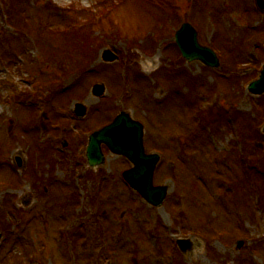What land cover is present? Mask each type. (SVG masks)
Returning <instances> with one entry per match:
<instances>
[{"label": "rangeland", "instance_id": "1", "mask_svg": "<svg viewBox=\"0 0 264 264\" xmlns=\"http://www.w3.org/2000/svg\"><path fill=\"white\" fill-rule=\"evenodd\" d=\"M107 1L112 8L94 33L103 32V46L127 54L131 69L102 63L90 76L79 74L86 71L83 63L78 67L74 59L62 60L61 47L70 42L56 29L66 25L75 8L95 0H0V264H264L262 189L253 179L257 160L264 157V94L246 89L264 59V10H257L256 0ZM183 18L197 25L202 43L217 45L234 63L211 68L215 71L199 61L175 68L168 64L178 62L173 34ZM112 26L118 28L117 37L108 35ZM92 52L98 55L84 61L95 67L101 61L99 51ZM152 60V68H146ZM219 70L238 80H221ZM52 78L72 85L67 91L58 89L59 82L48 87L45 79ZM96 80L104 82L112 98L121 94L116 83L122 80L123 97L102 99L85 91ZM194 91L195 105L203 110L198 115H192L195 105L189 101ZM19 92H27V98L15 99ZM33 93L39 120L30 109ZM76 101L86 106L85 121L72 113ZM98 103L140 120L146 150H160L153 181L168 186L160 207L146 204L123 185V157L106 148L105 164L96 176H87L85 134ZM213 104L215 115H205ZM45 111L49 117L44 118ZM227 113L239 120L237 126ZM71 114L73 120L60 130ZM54 115L62 126L51 132ZM10 118L15 122L8 123ZM235 131L247 143V155L238 150L242 144ZM16 154L28 169L14 166ZM10 166L14 170L9 172ZM196 171L209 179L208 186L196 179ZM233 211L239 216L237 228ZM177 238L187 239L185 250L178 249Z\"/></svg>", "mask_w": 264, "mask_h": 264}, {"label": "water", "instance_id": "2", "mask_svg": "<svg viewBox=\"0 0 264 264\" xmlns=\"http://www.w3.org/2000/svg\"><path fill=\"white\" fill-rule=\"evenodd\" d=\"M260 10H264V2L256 0ZM175 42L185 60H200L205 65L219 67V60L213 50L199 44L197 32L188 22H184L175 32ZM114 55L104 51V60H113ZM101 94L102 84L94 85ZM253 94L264 93V66L258 79L249 84ZM76 112L83 115L85 108L81 103H76ZM143 125L133 119L127 112L121 111L108 125L94 131L88 138L86 157L89 165L103 164L106 157L101 151V144H105L114 154L125 156L132 166L122 172V176L132 189L149 204L160 207L167 192V185H154L153 173L159 160L157 153H146L143 145ZM184 248V239L179 240ZM241 241H239V245Z\"/></svg>", "mask_w": 264, "mask_h": 264}, {"label": "trees", "instance_id": "3", "mask_svg": "<svg viewBox=\"0 0 264 264\" xmlns=\"http://www.w3.org/2000/svg\"><path fill=\"white\" fill-rule=\"evenodd\" d=\"M112 7V4H109L107 0H95L94 4L92 5V8H77L78 10H75L71 16H68L67 24L69 26H72L69 30H65L63 34H60L57 31V34L61 37H67L68 41L74 45V47H81L86 48L89 47L91 43H93L92 39V29L91 26L95 22L96 17H102L103 13L107 12L108 9ZM9 15H11L9 13ZM11 23V21H9ZM16 28H20L19 25L11 24ZM87 52V50L85 51ZM209 115H212L211 111H209ZM244 121V120H243ZM243 146H244V152L245 155H247V152L249 151V147L247 146V143L243 140ZM257 163H260V165L256 168V171H254L253 179L255 178L259 181L257 186L261 187V198L262 205L264 208V157L261 160H257ZM256 163V164H257ZM186 163H183V166H186ZM198 172V171H196ZM171 175H167L169 177ZM258 178H257V177ZM236 185V186H235ZM232 187L235 190H238V183H232ZM242 188V187H241ZM237 192V191H236ZM252 214V211L250 212ZM234 227H238L237 223H240L238 219L234 218Z\"/></svg>", "mask_w": 264, "mask_h": 264}, {"label": "bare ground", "instance_id": "4", "mask_svg": "<svg viewBox=\"0 0 264 264\" xmlns=\"http://www.w3.org/2000/svg\"><path fill=\"white\" fill-rule=\"evenodd\" d=\"M148 61H150V60H148ZM146 64H147V67L146 68H152V67H150V66H152L153 64H154V60H152L150 63H147V62H145ZM149 64V65H148Z\"/></svg>", "mask_w": 264, "mask_h": 264}]
</instances>
